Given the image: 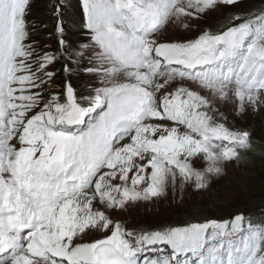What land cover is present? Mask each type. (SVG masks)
Listing matches in <instances>:
<instances>
[{"label": "snow or ice", "instance_id": "6c2138e0", "mask_svg": "<svg viewBox=\"0 0 264 264\" xmlns=\"http://www.w3.org/2000/svg\"><path fill=\"white\" fill-rule=\"evenodd\" d=\"M222 6L241 3L82 0L90 37L77 52L57 3L64 70L74 63L95 80L85 95L71 81L46 91L57 55L31 40L30 0H0V264H264V221L245 226L243 214L151 230L109 214L178 180L206 190L252 148L219 104L235 102L237 114L264 106V6L233 13L223 30L161 35ZM161 245L171 255H145Z\"/></svg>", "mask_w": 264, "mask_h": 264}, {"label": "rangeland", "instance_id": "374dc122", "mask_svg": "<svg viewBox=\"0 0 264 264\" xmlns=\"http://www.w3.org/2000/svg\"><path fill=\"white\" fill-rule=\"evenodd\" d=\"M243 0L240 3H245ZM38 0H30L31 8L26 16L28 32L31 40L36 46L37 51L56 53L57 60L49 67V71L56 73L54 81L46 91L63 93L64 85L71 81L78 93L87 94L89 88L95 83L92 76L86 75L82 68L72 63L71 72L65 71V64L70 63L67 59L68 54L64 48L56 46L60 41V33L57 31L58 19L55 12V5L60 3L63 6V24L65 26L64 36L68 44L74 51H81V46L89 43L90 33L83 27L82 0H78L73 5L72 0H50L49 14L47 22L44 23L46 29L44 35H39L37 30L41 28V22H33V13ZM259 8L242 10L241 14L249 11L255 12ZM232 7L222 6L211 13H205L198 18H185L183 24L169 23L161 29L162 38L168 41H174L183 37H195L198 34L197 29L203 30H223L224 23L230 22ZM188 24L191 31L184 27ZM75 27V35L72 28ZM74 35L76 38H72ZM78 43H76V41ZM60 45V43H59ZM83 63H88L87 49H83ZM162 82V81H161ZM174 84H179L177 79ZM190 84V82H189ZM187 86V85H186ZM174 91V88H169ZM193 90L195 87L193 86ZM219 109L227 117V125L236 130H247L251 132V139L256 136L264 138V106L259 111L254 112L251 106H246L242 114H237V104L233 101L222 102ZM240 160L225 162L224 168L226 175L216 179L213 178L206 190L196 191L191 183H185L180 187L171 185L164 196L152 198L149 201H138L135 204L129 202L123 209L110 210L109 214L113 219L119 220L130 229L168 227L176 223L188 222L197 223L206 220L215 219L217 221L231 220L237 214H243L248 220L251 217L250 212L245 209V205L252 197H261L264 199V155L251 154L249 150L240 149ZM197 166L201 169L207 166L201 157L197 161ZM171 226V227H175ZM164 245L157 246L156 251L163 249ZM156 251H149L150 256L158 258Z\"/></svg>", "mask_w": 264, "mask_h": 264}, {"label": "trees", "instance_id": "16d2710c", "mask_svg": "<svg viewBox=\"0 0 264 264\" xmlns=\"http://www.w3.org/2000/svg\"><path fill=\"white\" fill-rule=\"evenodd\" d=\"M73 1V5L74 6L75 3L78 2V0H72ZM50 0H38V3L35 7V12L33 13V18L35 20V22L38 23V21H40L41 24V28L37 30V33L39 35H44L46 29H44V23L47 22V18H48V14H49V4ZM75 2V3H74ZM245 2V1H244ZM261 6H264V0H247L245 3H241V7L236 8V7H232V14L233 13H237V12H241L242 10H249V9H256V8H260ZM226 26V22L224 23V27ZM76 28L73 27L72 28V33H74L75 35V30ZM74 35H72V38H76ZM76 41V40H75ZM76 43H78V41H76ZM56 46L59 48V43H56ZM251 133V132H250ZM252 141V148L249 150V152L251 154H262L264 155V138L263 136L259 135L256 136V138H253ZM245 209L250 212L251 217L250 220H254V221H264V199H262L261 197H252L250 199V201L245 205ZM184 224H188V222H182V223H176L174 225L178 226V225H184ZM171 225V226H174ZM168 226V227H171ZM153 228H157V227H153ZM147 229V228H146ZM150 229V228H149Z\"/></svg>", "mask_w": 264, "mask_h": 264}]
</instances>
